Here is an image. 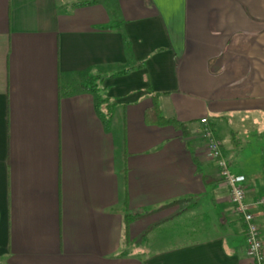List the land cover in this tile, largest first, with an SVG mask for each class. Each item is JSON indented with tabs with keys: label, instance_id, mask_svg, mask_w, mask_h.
Wrapping results in <instances>:
<instances>
[{
	"label": "crops",
	"instance_id": "1",
	"mask_svg": "<svg viewBox=\"0 0 264 264\" xmlns=\"http://www.w3.org/2000/svg\"><path fill=\"white\" fill-rule=\"evenodd\" d=\"M202 118L264 256V0H0V264H253Z\"/></svg>",
	"mask_w": 264,
	"mask_h": 264
},
{
	"label": "built area",
	"instance_id": "2",
	"mask_svg": "<svg viewBox=\"0 0 264 264\" xmlns=\"http://www.w3.org/2000/svg\"><path fill=\"white\" fill-rule=\"evenodd\" d=\"M204 124L202 136L207 141L208 156L216 161L219 173L229 188V198L234 206V211L241 217L245 229L246 255L253 264H264L262 242L259 236V227L255 220L254 213L249 204L245 201V177L233 174L228 162L222 154L220 141L216 138L207 119L202 118ZM253 205L264 206V196L257 198Z\"/></svg>",
	"mask_w": 264,
	"mask_h": 264
},
{
	"label": "trees",
	"instance_id": "3",
	"mask_svg": "<svg viewBox=\"0 0 264 264\" xmlns=\"http://www.w3.org/2000/svg\"><path fill=\"white\" fill-rule=\"evenodd\" d=\"M114 27H117V26L111 23V24H109V25L104 26L103 28H105V29H109V28H114ZM127 71H129V69H125V70H123V71H120L119 73H120V74H124V73H126ZM91 80H94V78H91ZM99 83H100V81H99ZM99 83H98V84H99ZM90 84H92V85H90ZM98 84H95L94 81H92V82H89V83L87 84V87H88L89 90L92 91L93 93H96L97 95H100L99 92H98V89H97V87H96ZM106 100H107V99H106ZM101 101L105 102V99H103V100H101ZM150 113H151L150 115H152V117H156V120H157L156 123H158L159 125H173L176 129L181 130L182 133H183L184 135H187V134H188V132H187V130H186V127H185V125H184L183 123H180V122H178L177 120H175V119H173V118H165V117H163V116L160 114V110H159L157 104H154V106H153L152 109L150 110ZM110 115H111L110 112H107V110H106V112L104 111V113H103V118H104V123H105V124L108 123ZM132 217H133V216H127V220H129V219L132 218ZM126 222H127V221H126Z\"/></svg>",
	"mask_w": 264,
	"mask_h": 264
}]
</instances>
